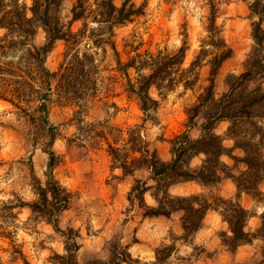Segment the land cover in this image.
<instances>
[{
	"label": "trees",
	"instance_id": "16d2710c",
	"mask_svg": "<svg viewBox=\"0 0 264 264\" xmlns=\"http://www.w3.org/2000/svg\"><path fill=\"white\" fill-rule=\"evenodd\" d=\"M244 1L248 3L251 16L257 17L252 21L253 43L243 71L229 73L225 80L227 90L217 95L215 77L232 55L222 26L217 23L218 0H206L208 12L203 23L206 34L186 67L183 66L188 49L186 40L174 51L164 48L156 52H137L125 63L121 61L115 30L141 13V8L132 0H123L120 5L116 0H76L67 23L57 13L62 0H31L29 6L22 0H0V29L4 30L0 35V57H15L0 61V98L23 111L33 109L38 114V129L46 135L43 150L49 156L47 179L43 184L35 177L38 199L22 204L52 223L64 237V251L53 252L49 259L52 264H123L132 260L130 244L114 238L109 242L108 259L81 262L77 255L79 232L73 228L65 232L58 227V215L69 208L72 193L52 172L56 163L52 149L56 133L55 126L48 123L47 114L54 89L79 107L75 118L79 121L81 135L91 142L96 137L106 140L113 168H119L123 175L134 176L138 171L148 173L147 178L134 176L127 193L128 212L133 207L143 217H170L179 213L181 238L187 240L202 227L207 211L214 208L228 224L229 234H225L228 240L224 243L232 253L254 237L264 242V211L256 231H247L245 226L251 213L239 200L241 193H249L264 201V193L259 188L264 182V0ZM76 21L81 24L74 31L72 24ZM40 28L45 32L43 44L35 41ZM58 41L64 42L65 50L59 69L52 71L46 66V58ZM108 49L116 54L117 66L127 76V90L139 100L143 113V122L127 129L104 124L102 129L95 130L96 123H83L82 114L94 105L99 91L97 55ZM204 66L209 68L208 83L200 86V70ZM130 68L135 71L134 78L128 73ZM177 86L184 90L200 88L196 101L185 110L187 128L170 139L172 157L166 161L148 140L143 127L146 121L156 120L160 104L151 89L156 88L158 95L164 97ZM221 121L229 122L223 134L216 132ZM192 128L199 130L197 137L190 135ZM225 139L231 140L232 145H226ZM235 149H240L242 155H236ZM199 154H203L201 162L192 166V159ZM224 156L233 160V165L228 164ZM239 163L244 167L235 171ZM223 178L232 179L236 195L216 197L220 203L216 207L202 194L171 192L172 187L180 183L195 181L209 187ZM147 192H151L155 204L146 202ZM174 248L175 245H168L156 249L158 262L168 258ZM25 264L30 263L25 259ZM249 264H264V245L262 256Z\"/></svg>",
	"mask_w": 264,
	"mask_h": 264
},
{
	"label": "rangeland",
	"instance_id": "374dc122",
	"mask_svg": "<svg viewBox=\"0 0 264 264\" xmlns=\"http://www.w3.org/2000/svg\"><path fill=\"white\" fill-rule=\"evenodd\" d=\"M22 1L27 6L31 4V0ZM75 1L62 0L57 8L65 23L71 18ZM122 1L116 0L118 5ZM132 1L141 8V13L115 30L114 39L121 61L125 63L137 52H156L164 48L174 51L186 40L188 49L183 66H188L206 34L203 25L208 12L206 0ZM218 9L217 23L222 26L223 36L232 48L231 57L223 63L215 77V92L220 95L227 90L226 76L229 73L238 74L244 69L246 55L253 43L252 21L257 17L251 16L248 3L244 0H218ZM80 24L74 22L72 29L76 31ZM3 32L0 29V35ZM35 41L37 44L45 41V32L41 28ZM64 50V42L58 41L46 58V66L50 70L59 69ZM97 57L99 91L94 105L82 114L83 123H96L95 130L102 129L104 124L127 129L130 125L142 123L140 102L128 92L127 76L118 68L116 54L108 49L101 51ZM8 59L15 57H0V61ZM128 73L131 78L136 76L131 68ZM208 75L209 68L202 67L200 86L208 83ZM199 88L184 90L182 86H177L164 97L158 95L156 88L151 89V94L160 100V104L156 120L146 121L143 130L157 148L159 156L166 161L172 157L170 139L187 128L185 110L196 101ZM56 92L54 89L48 101L47 114L48 123L55 126L56 133L52 146L56 163L52 172L54 178L72 193L70 206L58 215L57 224L62 231L68 232L73 228L79 232L77 255L81 262L108 259L109 242L114 238L130 244L132 260L123 264H249L262 256L264 242L260 237L245 243L241 253H232L224 243L228 240L225 236L229 234L228 224L214 208L207 211L202 227L187 240L181 238L183 230L179 213L170 217H143L133 207L128 212L127 193L134 176L147 178L148 173L138 171L130 176L123 175L119 168H113L106 140L96 137L91 142L81 135L79 121L75 118L79 107ZM38 123V114L33 109L23 111L0 98V264H25V259L30 264H52L49 259L53 252L64 251L61 232L44 217L33 213L29 206L22 204L38 199L35 177L43 184L47 179L49 156L43 150L46 135L41 128L38 129ZM228 125V121H221L216 126V132L223 134ZM189 133L194 138L200 132L192 128ZM224 143L232 145L229 139H225ZM234 153L242 155L240 149H235ZM202 158L203 154L194 157L192 166L198 165ZM223 159L230 165L234 163L227 156ZM243 167L239 163L234 170L240 171ZM199 184L198 188L183 184L177 190L172 188L171 192L202 194L214 207L220 205L216 197L236 195L235 184L230 178H223L220 183L209 187ZM259 188L264 193V182ZM145 200L150 205L156 203L151 192L145 194ZM239 200L251 213L245 229L254 233L260 224L264 201L249 193H241ZM10 204L15 207L8 208ZM168 245H175L174 250L168 258L158 262L156 249ZM163 255L160 254L162 258Z\"/></svg>",
	"mask_w": 264,
	"mask_h": 264
},
{
	"label": "crops",
	"instance_id": "0c3cea01",
	"mask_svg": "<svg viewBox=\"0 0 264 264\" xmlns=\"http://www.w3.org/2000/svg\"><path fill=\"white\" fill-rule=\"evenodd\" d=\"M183 184H190V185H196V188H198L197 186H199L200 184L198 183V182H195V181H189V182H184V183H180V184H177V185H175L174 187H172L173 188V190H177L181 185H183ZM199 188H201V187H199ZM243 246H244V244H242L241 246H239L238 247V251H237V253L238 252H242V248H243ZM207 264V263H206Z\"/></svg>",
	"mask_w": 264,
	"mask_h": 264
}]
</instances>
